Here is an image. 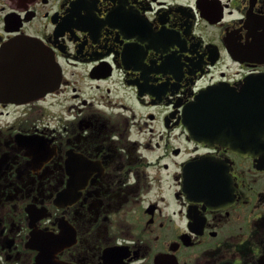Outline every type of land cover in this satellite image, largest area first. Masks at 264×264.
Masks as SVG:
<instances>
[{"label":"flooded vegetation","instance_id":"af4514ba","mask_svg":"<svg viewBox=\"0 0 264 264\" xmlns=\"http://www.w3.org/2000/svg\"><path fill=\"white\" fill-rule=\"evenodd\" d=\"M19 37L60 76L0 89V264H264L263 130L199 141L188 117L209 87L248 104L264 0H0Z\"/></svg>","mask_w":264,"mask_h":264},{"label":"water","instance_id":"95a60500","mask_svg":"<svg viewBox=\"0 0 264 264\" xmlns=\"http://www.w3.org/2000/svg\"><path fill=\"white\" fill-rule=\"evenodd\" d=\"M55 70L56 77L60 76V69L53 55L39 42L29 37H19L0 47V89L3 95L21 98L27 96V88L32 85V74H39V86L46 88L49 76ZM38 71V72H37ZM35 83H37V80ZM249 85V86H248ZM252 93L247 97V103H237L236 110L231 112L218 110L217 105L211 99L215 93V87L202 90L196 100L190 104L188 117L190 131L194 139L202 141L219 138L227 140L254 141L258 130L264 133V75L253 77L248 83ZM251 95V96H250ZM244 106V109L242 108ZM225 108V107H224ZM218 121L222 123L221 135L215 132ZM231 132L230 136L223 134Z\"/></svg>","mask_w":264,"mask_h":264}]
</instances>
